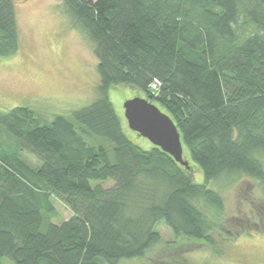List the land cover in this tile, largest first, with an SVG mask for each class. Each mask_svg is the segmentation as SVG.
I'll return each mask as SVG.
<instances>
[{
    "label": "trees",
    "instance_id": "obj_1",
    "mask_svg": "<svg viewBox=\"0 0 264 264\" xmlns=\"http://www.w3.org/2000/svg\"><path fill=\"white\" fill-rule=\"evenodd\" d=\"M62 4L94 44L98 94L71 120L41 124L24 106L0 111V130L14 142L0 153V261L114 264L142 256L160 222L212 245L215 225L198 202L220 209L223 201L206 182L244 175L264 187V0ZM18 48L14 0H0V56ZM120 84L172 119L205 183L192 182L190 163L128 138L109 98ZM90 138L109 142L112 159ZM20 148L40 165L28 166ZM52 196L71 211L60 225L47 220ZM253 210L235 234L264 231V212Z\"/></svg>",
    "mask_w": 264,
    "mask_h": 264
},
{
    "label": "rangeland",
    "instance_id": "obj_2",
    "mask_svg": "<svg viewBox=\"0 0 264 264\" xmlns=\"http://www.w3.org/2000/svg\"><path fill=\"white\" fill-rule=\"evenodd\" d=\"M14 3L19 48L13 55L0 56V111L24 106L32 110L41 124L49 123L56 115L71 120L74 110L88 105L98 94V59L94 44L64 11L62 0H14ZM136 95L145 97L124 84L114 85L109 90V98L128 138L139 147L149 149L152 144L130 130L124 118L123 102ZM12 142L4 137L1 129L0 153ZM87 142L103 148L112 159L109 142L98 138L87 139ZM18 152L31 168L40 165L26 150L20 148ZM183 158L194 166L189 173L192 182L205 183L202 172L191 162L185 149ZM111 184L110 180L101 183L104 188ZM205 185L216 191L223 201L220 209L201 200L198 202L215 225L210 231L214 240L212 245L200 239L175 235L160 222L154 227L159 240L142 256L122 258L114 264H264V231L235 234L242 223L254 220L253 209L260 207L264 212V187L244 175L222 177ZM51 202L55 213L47 220L60 225L71 216V211L54 196ZM259 224L264 225V221ZM45 225L44 221L42 231ZM221 229L232 232V236L228 237ZM0 264L13 262L3 257Z\"/></svg>",
    "mask_w": 264,
    "mask_h": 264
},
{
    "label": "water",
    "instance_id": "obj_3",
    "mask_svg": "<svg viewBox=\"0 0 264 264\" xmlns=\"http://www.w3.org/2000/svg\"><path fill=\"white\" fill-rule=\"evenodd\" d=\"M127 127L137 135L146 138L153 146L167 153L178 164L189 167L183 158V147L179 132L172 119L158 106L141 96H134L123 102Z\"/></svg>",
    "mask_w": 264,
    "mask_h": 264
}]
</instances>
